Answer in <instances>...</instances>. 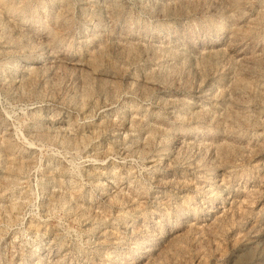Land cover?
I'll return each mask as SVG.
<instances>
[{
	"label": "rangeland",
	"instance_id": "obj_1",
	"mask_svg": "<svg viewBox=\"0 0 264 264\" xmlns=\"http://www.w3.org/2000/svg\"><path fill=\"white\" fill-rule=\"evenodd\" d=\"M0 264H264V0H0Z\"/></svg>",
	"mask_w": 264,
	"mask_h": 264
}]
</instances>
